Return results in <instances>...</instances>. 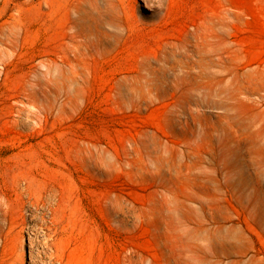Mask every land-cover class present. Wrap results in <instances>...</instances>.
Segmentation results:
<instances>
[{
    "label": "rangeland",
    "instance_id": "374dc122",
    "mask_svg": "<svg viewBox=\"0 0 264 264\" xmlns=\"http://www.w3.org/2000/svg\"><path fill=\"white\" fill-rule=\"evenodd\" d=\"M0 264H264V0H0Z\"/></svg>",
    "mask_w": 264,
    "mask_h": 264
}]
</instances>
